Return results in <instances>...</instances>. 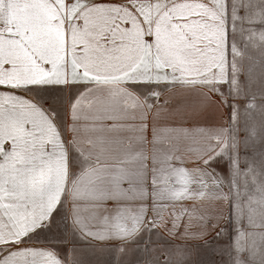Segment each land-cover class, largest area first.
Masks as SVG:
<instances>
[{
    "label": "crops",
    "instance_id": "0c3cea01",
    "mask_svg": "<svg viewBox=\"0 0 264 264\" xmlns=\"http://www.w3.org/2000/svg\"><path fill=\"white\" fill-rule=\"evenodd\" d=\"M230 9L0 0V264H163L129 252L162 242L148 228L183 245L225 228Z\"/></svg>",
    "mask_w": 264,
    "mask_h": 264
},
{
    "label": "rangeland",
    "instance_id": "374dc122",
    "mask_svg": "<svg viewBox=\"0 0 264 264\" xmlns=\"http://www.w3.org/2000/svg\"><path fill=\"white\" fill-rule=\"evenodd\" d=\"M230 18V132L213 164L230 190V219L214 239L197 245L173 243L148 228L139 239L162 242L132 247L135 257L163 264H264V0H231ZM53 223L49 236L59 238L67 219L59 214Z\"/></svg>",
    "mask_w": 264,
    "mask_h": 264
}]
</instances>
